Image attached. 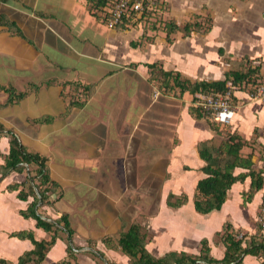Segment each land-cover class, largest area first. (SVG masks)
<instances>
[{"label":"crops","instance_id":"obj_1","mask_svg":"<svg viewBox=\"0 0 264 264\" xmlns=\"http://www.w3.org/2000/svg\"><path fill=\"white\" fill-rule=\"evenodd\" d=\"M88 1L0 0V60L12 58L8 66L12 73L22 72L26 64L35 65L38 73L33 76V88L14 84L17 92H27L19 102L2 106L9 94L0 90V121L13 127L27 146L21 138L27 129L19 124L40 118L32 121L36 132L53 150L44 143L33 149L44 151L51 176L63 189L62 197L44 210L54 219L70 214L73 240L79 248L71 263L132 264L118 239L133 222L147 230L146 247L155 257L169 252L201 254L207 239L210 256L222 259L226 246L219 233L227 223L247 236L262 225L264 238V183L250 200L245 195L252 188V175L233 183L220 209L203 214L195 207L197 184L207 176L200 142L220 144L236 134L245 141L241 155L250 158L253 171L264 177V101L253 99L248 86H235L237 110L232 123L221 125L220 130L196 109L195 94L179 87L162 92L155 79L163 69L192 82L221 80L231 60L249 61L247 65L259 67L264 77V0H163L169 7L159 10L165 18H174L178 25L201 24L188 35L179 30L172 33V41L166 31L147 38L143 18L110 28L100 10L92 12ZM11 23L20 28V34ZM151 65L157 66L154 72ZM74 84L82 85L79 91L93 86L82 108H70L71 97L66 93L75 89ZM47 92L53 94L58 110L45 104ZM43 103L48 109L38 115ZM9 113L19 124L6 120ZM223 128L228 130L223 133ZM72 134L85 142L70 151L57 143ZM9 147V138L1 136L0 176ZM27 150L36 152L28 146ZM74 158L80 161L75 167L69 162ZM86 158L90 163L85 164ZM250 170L237 166L234 174ZM27 176V171H13L0 184V258L14 263L34 244L13 233L33 231L36 239L51 237L36 226L34 218L22 214L34 197L22 200L19 190L8 188L23 183ZM171 193L186 194L187 201L171 206ZM66 258L63 237L42 264ZM241 264H263V259L248 254Z\"/></svg>","mask_w":264,"mask_h":264},{"label":"trees","instance_id":"obj_2","mask_svg":"<svg viewBox=\"0 0 264 264\" xmlns=\"http://www.w3.org/2000/svg\"><path fill=\"white\" fill-rule=\"evenodd\" d=\"M88 2L92 12L97 14V10L108 5L111 0H89ZM154 15L155 13L144 14L139 21H141L142 18L145 20L151 19ZM133 17V15H131L130 18L125 16L117 27L123 26L126 23H131ZM1 18H3V16H1ZM153 23L155 24L154 27L160 29L165 28L169 41H172V37L170 36L172 33L179 30L188 35L192 30L199 29L201 25L200 22L178 25L174 18L163 20V22H157L158 24H156V22ZM11 24L10 26L15 25L14 23ZM15 27L16 31L14 32L20 34V28L16 25ZM247 63L250 64V62H246V60L238 62L231 60L230 68L225 78L221 80L192 82L182 78L178 73L163 69L159 70V76L155 77V79L158 80L157 87L159 90L165 93L175 89V87H179L181 91H190L193 94L197 92L224 93L227 90H232L229 82H231L233 86H250V88H252V84H255L257 79L261 78L259 77V73L261 74V71H259L260 68H253L247 65ZM156 67L157 66L151 65L153 72ZM171 79H173V84H171ZM74 85L76 87L70 93V108H74L73 106L82 108L92 96L93 86H85L79 91L82 85ZM0 90L9 94L2 106L19 102L27 95L26 91L17 92L13 86H6L1 83ZM66 94L69 95L68 93ZM66 94L64 93V95ZM206 116L213 124V127L219 129L222 124L217 122L213 117L209 115ZM1 136L9 138L10 151L6 156L5 164L1 167L0 184L4 177L13 171H27L28 176L26 181L21 184H11L8 188L12 191L19 190L18 197L22 200H27L29 196L34 197L33 202H31L28 208L22 210V214L25 217L34 218L36 220V226L50 233L51 237L39 240L35 238L33 231L13 233V235L19 238H29L33 242L34 248L20 256L17 263L8 261L5 258H0V264H42L51 247L55 245L58 239L63 237L67 240L68 258L59 261L57 264H72L70 260L76 257L77 249L79 248L73 240L75 230L72 227L70 214L63 213L60 217L54 219L44 216V214L38 211L40 197L43 201V206H51L63 195L61 184L51 176L49 158L39 152L27 150V146L20 140L15 129L2 121H0V137ZM244 143L245 141L236 134H230L229 138L223 139L220 144L212 141L200 142L199 151L203 160L206 161L203 170L207 176L200 179L197 184L195 207L198 212L207 214L215 209H220L233 183L245 179L247 175L253 176L252 188L249 192L245 193L247 200L253 197L255 190L263 186V175L260 172L257 173L253 171L250 158H244L241 155V149ZM237 166L249 167L251 170L249 173L235 175L234 170ZM53 195H56L55 199H52ZM173 197L175 200H172ZM186 201V194L182 197H176L175 194L171 193L168 203L171 206L178 207L183 205ZM261 229L262 225H259L256 234L247 236V234L243 233V236L239 237L242 232L240 230H235L231 223H227L224 231L219 233L226 246L225 256L222 259H216L210 256L209 242L207 239L203 240V250L201 254L169 252L163 257H155L146 247L148 232L138 222H133L126 231L122 232L118 239V244L122 251L131 256L132 264H241L244 257L248 254L261 257L264 264V238L261 234Z\"/></svg>","mask_w":264,"mask_h":264},{"label":"built area","instance_id":"obj_3","mask_svg":"<svg viewBox=\"0 0 264 264\" xmlns=\"http://www.w3.org/2000/svg\"><path fill=\"white\" fill-rule=\"evenodd\" d=\"M163 3V0H111L108 5L101 7L100 11L107 25L110 28H117L125 16L130 18L133 15V19H140L144 14L162 9ZM259 77L261 78L252 84L250 95L253 99L264 101V77L262 75ZM229 84L232 89L235 87L231 82ZM193 104L204 115L213 117L222 125L231 124L237 110L232 90H227L224 93H197ZM261 223L264 225V215L261 218ZM242 236L243 233L239 237Z\"/></svg>","mask_w":264,"mask_h":264},{"label":"rangeland","instance_id":"obj_4","mask_svg":"<svg viewBox=\"0 0 264 264\" xmlns=\"http://www.w3.org/2000/svg\"><path fill=\"white\" fill-rule=\"evenodd\" d=\"M164 5H166V4L164 3ZM165 9L169 10V7L167 6V7H165ZM154 13H155V15L152 17L153 19L151 18V19H148V20H144V23L147 24V26H148L147 29H148V32L149 33H147V38L156 37L159 34L165 35V32H164L165 31V28H161L160 29V28L154 27L155 24L153 22H156V24H158L157 22H160V21L163 22V20L170 19L169 17L168 18H165L164 15H163V13H161L159 10L158 11H154ZM11 59H12L11 57H7V58H2V60H0V63L2 62L1 65H0V83H2L3 85H6V86H12L13 85V87H15L14 84L16 83L17 86H18V88H21V89L35 87V85H31L32 82H33L32 81L33 80V76L35 74H38L37 71H34L33 70L35 68V65H33V64L32 65L26 64L25 70H23L22 72L15 71L14 73H12L10 71V69H9L10 67H8V66H11L12 63H13ZM249 88H250V86H249ZM69 90H70V88L68 89V94L70 95L71 91H69ZM1 91H3V90H1ZM52 96H53V94H51L50 92H47L45 94V101L44 102H45V104L47 106L53 105V107H51L52 109L58 110V107H57L58 105H57V103H55V101L53 100ZM69 99H70V97H69ZM27 104L29 105V101H28ZM46 105H44V103H43V105H41L39 107L38 115H40L42 112H46L47 111L48 107ZM41 110H44V111H41ZM113 114H114V111H113ZM7 115L8 116H7L6 120L8 122L14 123L15 120L17 121V119H13V117H12V115L10 113L7 114ZM113 117H114V115H113ZM37 119H40V118H38V117L37 118H32V120H30V121L29 120L27 121L25 119L26 125H25V123L23 121L20 124H19L18 121H17V123L20 126H24V128L27 129L26 131H23V133H21V138H22V140L24 142H27V146L30 147V149L35 150L36 152H40V153L44 154V151L41 150V148H39V149H33L36 145H40L41 143H44L43 141H41V139H44V138L42 136H40L36 132V128H35L34 122L37 121ZM85 119L88 120V118H85ZM32 121H34V122H32ZM36 125H38V124H36ZM219 129L221 130L220 127H219ZM227 130H228L227 128H223L222 129V131H225V132ZM66 137H67V139H66ZM66 137L64 139H61L57 143L58 144L61 143L60 146L66 147L69 151L72 150L74 148V146L79 145V143L81 144L82 142L83 143L85 142V141H79V140H77L76 137L73 134L71 136L70 135H67ZM34 140H40V141H37V142L35 141V143H34ZM45 145L50 146V149H48V150H53V147L51 145H49L48 143L45 144ZM51 155L49 154V156H51ZM52 158H53V161H55L54 158H56V157L54 155H52ZM84 161H85V164L87 162L90 163V159L89 158H86ZM69 162L70 163H73V166L74 167L77 166V165H79V163H80L79 158H74V160L70 159ZM147 168H150V167L147 166ZM162 169H163V166L158 167V170L159 171L162 170ZM74 176H76V175H74ZM78 183H80V182H77V183H74V184H78ZM183 195L184 194H181L179 196L182 197ZM54 198H56V195H53L52 199H54ZM172 199H175V198L173 197ZM38 207H39L38 211L40 213H43L44 216H47V214L45 213L44 206L42 205V203L39 204ZM40 239H43V238H40Z\"/></svg>","mask_w":264,"mask_h":264},{"label":"clouds","instance_id":"obj_5","mask_svg":"<svg viewBox=\"0 0 264 264\" xmlns=\"http://www.w3.org/2000/svg\"><path fill=\"white\" fill-rule=\"evenodd\" d=\"M163 6H164V3H163ZM163 9V8H162ZM101 10V9H100ZM161 10V9H160ZM251 89V88H250ZM233 90V89H232ZM157 92H158V90H157ZM159 93V92H158ZM197 93H202V92H197ZM197 93H195V95L197 94ZM195 98V97H194Z\"/></svg>","mask_w":264,"mask_h":264},{"label":"water","instance_id":"obj_6","mask_svg":"<svg viewBox=\"0 0 264 264\" xmlns=\"http://www.w3.org/2000/svg\"><path fill=\"white\" fill-rule=\"evenodd\" d=\"M38 192V191H37ZM38 194H39V192H38ZM40 195V194H39ZM43 201H42V199H41V197H40V201H39V204H41Z\"/></svg>","mask_w":264,"mask_h":264}]
</instances>
